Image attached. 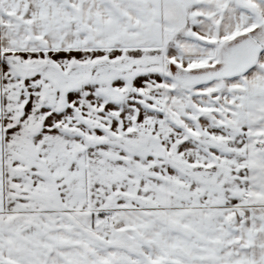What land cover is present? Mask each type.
Segmentation results:
<instances>
[{
  "label": "snow or ice",
  "instance_id": "6c2138e0",
  "mask_svg": "<svg viewBox=\"0 0 264 264\" xmlns=\"http://www.w3.org/2000/svg\"><path fill=\"white\" fill-rule=\"evenodd\" d=\"M0 264H264V0H0Z\"/></svg>",
  "mask_w": 264,
  "mask_h": 264
}]
</instances>
